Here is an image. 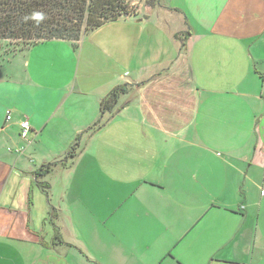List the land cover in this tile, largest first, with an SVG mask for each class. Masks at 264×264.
<instances>
[{
    "label": "crops",
    "instance_id": "0c3cea01",
    "mask_svg": "<svg viewBox=\"0 0 264 264\" xmlns=\"http://www.w3.org/2000/svg\"><path fill=\"white\" fill-rule=\"evenodd\" d=\"M145 1L130 0L134 15L72 46L78 60L63 82H28L58 63L59 40L2 52L28 57L26 77L11 79L21 95L0 80V264L262 260L254 254L263 239L253 214L262 211L264 190L259 203L253 195L264 179V0ZM55 71L57 78L66 74L60 63ZM125 83L130 88L119 107L90 130L100 99ZM26 117L31 127L23 138L19 123ZM74 143L78 152L71 157ZM207 168H215L227 188L216 182V194L207 196ZM94 175L126 191L112 209L127 217L117 215L106 237L86 235L89 224L63 202L68 196L71 205L88 203ZM138 194L143 215L135 202L129 205ZM122 226L135 231L130 243L118 235Z\"/></svg>",
    "mask_w": 264,
    "mask_h": 264
},
{
    "label": "trees",
    "instance_id": "16d2710c",
    "mask_svg": "<svg viewBox=\"0 0 264 264\" xmlns=\"http://www.w3.org/2000/svg\"><path fill=\"white\" fill-rule=\"evenodd\" d=\"M157 1L145 3L153 5ZM135 10L130 0H0V51L16 54L50 40L68 41L77 48L85 35L106 23L134 15ZM129 88L127 83L115 86L100 99L99 117L90 130L104 125ZM77 144L69 149L71 157L78 152ZM49 165L44 167L48 169Z\"/></svg>",
    "mask_w": 264,
    "mask_h": 264
},
{
    "label": "rangeland",
    "instance_id": "374dc122",
    "mask_svg": "<svg viewBox=\"0 0 264 264\" xmlns=\"http://www.w3.org/2000/svg\"><path fill=\"white\" fill-rule=\"evenodd\" d=\"M157 3L159 5L160 4L162 5L164 4V0H158ZM157 11H162V10L157 9ZM82 39L79 42V46L82 42ZM59 41H60L59 42L60 45L58 49H56V47L53 49L55 52H57L56 59L58 63H48L49 66L47 67L46 71L48 72L49 75L47 74L46 76H44L42 75V73H36V74L32 73L31 79H28L29 85L37 87L39 85H42L43 82L44 83H48L49 81L63 82L67 77H69L70 74L68 72L72 69L73 63H77L78 52H77V49L73 50L71 43L66 42L64 40H59ZM41 47L42 46H36L35 50L38 51L39 49H41ZM25 55H26L25 57L27 58L28 55L27 54ZM26 58H24L20 54L17 55L16 57H11V56L3 55L2 52H0V80L3 81L1 85L5 90H14V92L17 95H21V92H20L21 85L14 83V81H12L11 79H13L14 76L21 77L24 75L25 72H24L23 63L26 60ZM59 63L64 67L66 74L58 75V78H57L55 68ZM75 68H76V64H75ZM26 75L27 74H25L24 77H26ZM17 148L18 149L21 148L20 150H22L23 147H17ZM10 150L14 151L15 149L8 147V151ZM109 153H111V150H107V154ZM65 158L66 156L64 157L62 162H65ZM206 172L208 173V176L210 177L206 175L205 192L207 196H210L211 194H216L217 191H214L215 183L222 181V179L220 178V173H218L215 170V168L212 170L207 168ZM233 182H234V179L229 178V185H231ZM56 183H57L56 184L57 189H61L60 181L57 180ZM223 183H224L223 189L227 188V182H223ZM257 185H258L257 187L258 191L255 192L253 195V197L256 200L255 203H259L261 199L259 197L260 190L261 189L264 190V179L262 177L258 179ZM191 187L192 189H196L197 187V184L193 180L191 182ZM125 192L126 191L123 188V184L114 183L110 180H106L103 183H101V179L98 176L94 175V178L93 176L90 177V200H88L89 201L88 203L75 201L73 205H71V199L68 196L67 198L66 197L64 198L63 202L66 203L65 200H67L68 201L67 203L70 204V206H72L73 210H75L74 214L78 215V217L75 219H77L80 222L86 221L87 224H89V228L85 229L86 235L89 234V235H99L100 237H106V236H109V233L106 229H109L108 227L111 225L112 221L118 220L117 215L123 214L124 216L127 217L126 213H119V212L117 213L113 211L112 209L116 207L117 205L123 203V201L126 199ZM57 197L59 196L58 195L54 196V199H56ZM139 197H140L139 194L132 196L129 205L132 204V201L135 202L136 200H138ZM73 200H76V197H73ZM135 203H136V207L139 208V214L143 215L144 211L142 207L138 204V202H135ZM256 218L258 219V224L254 221L255 222L254 226H255V231H257V239H263V241L260 243V245H258V242L256 241V244L254 247V254L256 256L255 255L254 256H255V259H257V256H260L262 260H260L259 264H264V246H262L264 243V203L262 206L261 213L253 214V219L256 220ZM79 230L82 233L84 232V228L82 227H80ZM118 230H119L118 235L125 238L129 243L130 241L134 239V236H135L134 230L123 227V226L119 228ZM241 233L242 232L238 234L237 236L238 239L239 237L242 236ZM254 238H255V235H254ZM254 238L252 239L253 246H254ZM179 251L183 253L184 249H179ZM86 264H90V262H86Z\"/></svg>",
    "mask_w": 264,
    "mask_h": 264
},
{
    "label": "built area",
    "instance_id": "2783aa9c",
    "mask_svg": "<svg viewBox=\"0 0 264 264\" xmlns=\"http://www.w3.org/2000/svg\"><path fill=\"white\" fill-rule=\"evenodd\" d=\"M5 119L6 121H9L11 119V115L9 111H7ZM19 127H20V136L26 138L31 127L29 119L26 117L23 120H21L19 123ZM20 151H21L20 149H16V152H20Z\"/></svg>",
    "mask_w": 264,
    "mask_h": 264
}]
</instances>
